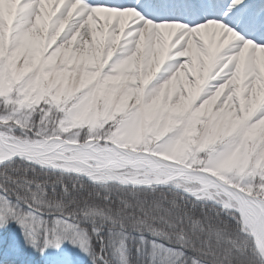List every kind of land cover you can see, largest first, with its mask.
I'll list each match as a JSON object with an SVG mask.
<instances>
[{
	"label": "snow or ice",
	"instance_id": "1",
	"mask_svg": "<svg viewBox=\"0 0 264 264\" xmlns=\"http://www.w3.org/2000/svg\"><path fill=\"white\" fill-rule=\"evenodd\" d=\"M0 250L264 264V0H0Z\"/></svg>",
	"mask_w": 264,
	"mask_h": 264
},
{
	"label": "trees",
	"instance_id": "2",
	"mask_svg": "<svg viewBox=\"0 0 264 264\" xmlns=\"http://www.w3.org/2000/svg\"><path fill=\"white\" fill-rule=\"evenodd\" d=\"M14 230L17 229L15 225L11 226ZM21 241L23 238H19ZM38 255V254H37ZM0 264H11V257L3 250H0Z\"/></svg>",
	"mask_w": 264,
	"mask_h": 264
},
{
	"label": "rangeland",
	"instance_id": "3",
	"mask_svg": "<svg viewBox=\"0 0 264 264\" xmlns=\"http://www.w3.org/2000/svg\"><path fill=\"white\" fill-rule=\"evenodd\" d=\"M15 232H16L17 236H19V229L18 228L15 229ZM19 238H22V237H19Z\"/></svg>",
	"mask_w": 264,
	"mask_h": 264
}]
</instances>
